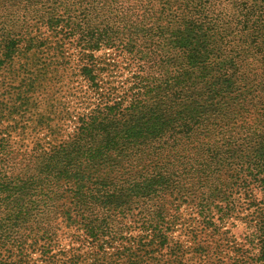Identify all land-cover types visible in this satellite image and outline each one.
Instances as JSON below:
<instances>
[{
    "label": "trees",
    "instance_id": "16d2710c",
    "mask_svg": "<svg viewBox=\"0 0 264 264\" xmlns=\"http://www.w3.org/2000/svg\"><path fill=\"white\" fill-rule=\"evenodd\" d=\"M211 242L264 264V0H0V264Z\"/></svg>",
    "mask_w": 264,
    "mask_h": 264
},
{
    "label": "rangeland",
    "instance_id": "374dc122",
    "mask_svg": "<svg viewBox=\"0 0 264 264\" xmlns=\"http://www.w3.org/2000/svg\"><path fill=\"white\" fill-rule=\"evenodd\" d=\"M66 56L70 59L71 63H74L75 61H77L76 51H74L73 49L68 50V52H66ZM75 67H77V65L72 64L70 68H75ZM123 67H126V66L123 65ZM12 68L13 69H16V70L19 69V67H11L9 69H12ZM50 68L51 67H49V69ZM54 68L57 69V70H59L60 73L61 72H64V74H65L64 76H67V74L70 75V73H72L71 70H69V71H63L65 69H67L68 67H54ZM129 73L130 72L123 70L122 71V77H121L122 79L121 80L124 81L125 79H127L128 77H130V74ZM1 74L3 75L4 74V71L1 72ZM75 79H77V78L74 77V81H75ZM1 80L4 81L5 78L2 77ZM77 82H81L80 79ZM13 140H15V142H19L18 141V138H16V136H14V139ZM224 230H225V232H227V234H228L229 237L234 238L235 244H237V246H236L235 249H239L240 251H243V252L247 251V248L248 247H246V244H244L243 240L241 239L242 235H244V233H245L244 224H242L241 222H238V221L237 222H234V223H230L226 227H224ZM63 232L64 231L62 230V233ZM179 233L180 232H178V234ZM64 237H66V236L64 234H61L60 239H62V243H65L66 244L67 242H66V240H64ZM182 240H184V239H182ZM182 244L186 248L188 246H191L190 245V242L189 241H186V240L182 241ZM213 246H214L213 242H211L208 245V250L211 251L212 253H214V255L211 256L212 258H210V261L212 263H215V262H218V261H222L224 264H229L231 261H233L234 254H232L230 252L232 249H230L229 247H226V246H222V247H220L218 249H216V248L213 249ZM235 254H236V252H235ZM237 254H239V252H237Z\"/></svg>",
    "mask_w": 264,
    "mask_h": 264
}]
</instances>
